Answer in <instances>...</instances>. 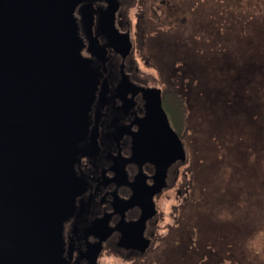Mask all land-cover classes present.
<instances>
[{"label":"rangeland","instance_id":"374dc122","mask_svg":"<svg viewBox=\"0 0 264 264\" xmlns=\"http://www.w3.org/2000/svg\"><path fill=\"white\" fill-rule=\"evenodd\" d=\"M178 2L190 20H147L143 50L166 65L157 77H171L180 95L172 122L189 145L190 212L185 231L170 235L165 223L178 202L162 201L164 237L155 255L135 264H264V0ZM139 68L155 73L144 58ZM176 236L188 244L172 242Z\"/></svg>","mask_w":264,"mask_h":264},{"label":"water","instance_id":"95a60500","mask_svg":"<svg viewBox=\"0 0 264 264\" xmlns=\"http://www.w3.org/2000/svg\"><path fill=\"white\" fill-rule=\"evenodd\" d=\"M79 1L0 0V264H64L61 227L97 81L80 52ZM144 92L132 158L183 159L160 89Z\"/></svg>","mask_w":264,"mask_h":264},{"label":"flooded vegetation","instance_id":"af4514ba","mask_svg":"<svg viewBox=\"0 0 264 264\" xmlns=\"http://www.w3.org/2000/svg\"><path fill=\"white\" fill-rule=\"evenodd\" d=\"M135 2L81 0L73 10L80 52L95 68L97 81L87 129L73 164L80 189L61 227L64 264H101L106 257L125 264L147 261L164 237L158 231L163 226L162 201L174 197L178 202L172 205L171 222L165 223L170 235L183 227L185 231L189 218L193 181L188 170L189 145L182 133L185 130L176 123L182 134L178 133L172 122V109L178 107L175 100L180 95L173 91L171 77H157L166 65L158 63L155 55L145 54L143 46L147 20L158 22L170 15L182 22L192 14L178 0ZM140 58L155 69L154 75H144ZM146 88L160 89L169 125L182 141L183 159L165 165L166 158L158 153L150 160L132 158L133 133L146 111ZM175 238L172 242L180 244L188 236ZM188 253V247L182 249V260Z\"/></svg>","mask_w":264,"mask_h":264},{"label":"clouds","instance_id":"9594fccd","mask_svg":"<svg viewBox=\"0 0 264 264\" xmlns=\"http://www.w3.org/2000/svg\"><path fill=\"white\" fill-rule=\"evenodd\" d=\"M249 246L252 247L254 251H261V246L257 243L255 239L249 241Z\"/></svg>","mask_w":264,"mask_h":264}]
</instances>
